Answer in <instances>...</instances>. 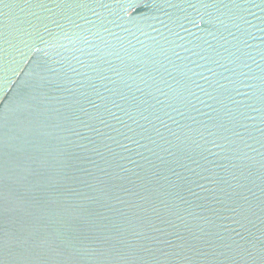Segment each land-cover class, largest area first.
I'll list each match as a JSON object with an SVG mask.
<instances>
[{"label":"water","instance_id":"water-1","mask_svg":"<svg viewBox=\"0 0 264 264\" xmlns=\"http://www.w3.org/2000/svg\"><path fill=\"white\" fill-rule=\"evenodd\" d=\"M0 264H264V0H0Z\"/></svg>","mask_w":264,"mask_h":264}]
</instances>
